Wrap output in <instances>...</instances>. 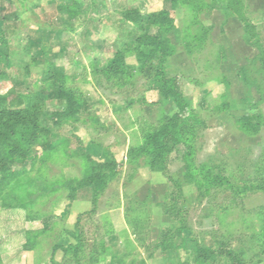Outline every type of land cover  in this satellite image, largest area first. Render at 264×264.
<instances>
[{"label":"rangeland","instance_id":"rangeland-1","mask_svg":"<svg viewBox=\"0 0 264 264\" xmlns=\"http://www.w3.org/2000/svg\"><path fill=\"white\" fill-rule=\"evenodd\" d=\"M0 264H264V0H0Z\"/></svg>","mask_w":264,"mask_h":264},{"label":"trees","instance_id":"trees-1","mask_svg":"<svg viewBox=\"0 0 264 264\" xmlns=\"http://www.w3.org/2000/svg\"><path fill=\"white\" fill-rule=\"evenodd\" d=\"M60 12H67L68 8H59L58 9ZM157 17L159 19L163 18L166 19V21H169L167 19L168 16L162 14H158ZM155 22V20H154ZM162 25V24H160ZM118 62V63H116ZM122 65L121 61L119 60H112L110 64L105 68V71L108 74L115 75L118 74L119 68ZM159 70V69H158ZM162 87V90L166 93V95L170 98L173 99L174 103L176 106H178V112L175 116L172 118V123L170 126V129H167L166 131L163 132V134L159 136H153L151 137V140L154 141L158 152L163 155L165 153L164 148L166 146V137L171 138L172 144H176L179 141H183L187 148L190 149V141L194 137V135L198 132L200 129H205L206 124L205 122L195 113V111L188 105V103L184 100V98L181 96L179 92L176 90L175 82L172 80H164L162 77V74H158V80H157ZM22 101L19 99H13L8 103L9 107H20L22 105ZM73 111V110H72ZM71 114L72 112H66L67 114ZM17 125L13 123L10 128L11 130L15 129ZM4 137V136H3ZM6 143L10 148V153L15 152L16 150V145L12 144L13 139L9 132H6ZM173 141V142H172ZM15 146V147H14ZM188 149V150H189ZM114 162H111L108 164L107 168L110 172H113ZM189 167V166H188ZM190 168V167H189ZM101 252L95 253L96 256L101 255ZM68 253V252H65ZM117 260V259H116Z\"/></svg>","mask_w":264,"mask_h":264},{"label":"crops","instance_id":"crops-1","mask_svg":"<svg viewBox=\"0 0 264 264\" xmlns=\"http://www.w3.org/2000/svg\"><path fill=\"white\" fill-rule=\"evenodd\" d=\"M119 231H122V233H126V232H124L125 230H123V228L121 230H119Z\"/></svg>","mask_w":264,"mask_h":264}]
</instances>
